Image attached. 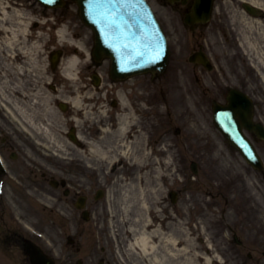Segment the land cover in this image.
<instances>
[{"label": "rangeland", "instance_id": "1", "mask_svg": "<svg viewBox=\"0 0 264 264\" xmlns=\"http://www.w3.org/2000/svg\"><path fill=\"white\" fill-rule=\"evenodd\" d=\"M151 2L158 9L155 0H151ZM240 7V4L234 0H226L223 3L224 11H222L227 17L226 22H229L228 30L225 27L220 28L221 32L217 35L214 28L206 29L204 30V37L200 33L196 37L192 36L180 22L178 23V17L170 8H163L161 15L167 21L169 30L173 32L172 43L175 48V55L168 72L157 80L153 79L150 87L146 85V92L147 94L151 92L152 87L157 88L160 94L159 90L161 91L162 88L167 89L169 81L173 86L172 92L167 93L170 106L164 114L166 116L164 121L159 127L146 125L151 143V162L149 164L152 175L158 173V171L156 172L157 169L161 170L159 179L162 199L159 207L163 206L166 209L162 216H166L165 214L176 216L177 223H179L181 217L184 226H190L191 228L193 226L190 223V217L201 206L203 209L200 208L199 216H197V227H194L199 228L201 236L207 237L222 232L226 237L229 235L230 229L231 231L235 230L245 242L242 248L245 256L242 259L248 261L249 258L246 255L251 253L254 259L252 258L253 261L247 264H264V179L259 172H256L245 162L237 150L224 143L221 133L215 130L212 125L206 104H197L198 100L204 98L201 93L203 86H205V89L207 88L206 85L211 86V75L204 70L199 71L198 74L195 73L192 65L187 62L189 53L197 47L198 43L204 44L209 52L214 53L215 51H221V49L224 50L227 46L229 40L226 39L225 35L228 36V33H233V36L239 38L238 30L241 26L243 27L244 23L241 19L237 20V18H235L236 21H232L230 16L241 11ZM26 12L22 17L24 29L35 19L41 21L38 34L33 38V41L36 42L35 45L38 44L37 47L33 48L29 45L30 40L27 38H31L35 33L27 30L28 28L27 31L22 32V39L27 41L25 43L29 45L23 48L24 57L28 61L25 63L27 66L31 65L29 52H32V50H38L39 52L37 56L38 63L36 61L39 68L37 70L36 66L34 67L37 75H34L36 80H33V82H37L38 87L43 89L51 75L50 72L46 71V68L49 64V51L52 49V42L46 48L45 44L57 36L55 30H53L54 28L49 26L50 23L53 24L54 20L49 19L47 22L46 19L48 18L36 17ZM43 21L47 23L45 24L46 27H42V25L44 26ZM254 36L259 37V33L256 32ZM54 44L57 45L58 42L55 41ZM261 45H264V43L262 42ZM6 50L10 51L6 47L2 49V52L5 53ZM229 52L232 57L237 54L239 56L237 50ZM2 56L3 54L0 56V69H3L1 67ZM231 61L233 65L234 63L237 64L238 68L237 74L230 72L231 84H240V79L245 75L244 64L241 60ZM222 62H225L224 57ZM225 64H229V62L227 61ZM246 66L251 67L248 64ZM227 68L229 69L228 66ZM254 72V78L257 82H251L253 84L251 86L258 84L257 90L259 91L256 98L260 100L261 116L264 122V82L258 71ZM25 73H29L27 77L31 78V70H25ZM10 77H13V75L11 74ZM26 80L25 78L23 80L25 83L27 82L26 88L29 85H34L31 81ZM10 82L13 85L11 79ZM58 92L60 94L61 91ZM195 93H198L197 97H195ZM46 106L48 105H38L41 109ZM51 106L53 107V103ZM48 116L53 117V113H48ZM145 117L148 121L150 113ZM65 126V123H63L56 130L63 135L66 130ZM177 129L181 130L179 134H176ZM259 148L264 157V148L262 146ZM193 160L200 164V175L194 176L192 172L191 163ZM61 162L65 163L64 161ZM76 166L81 167L80 164ZM171 189L180 191L176 205L171 202L169 197ZM204 202H208L210 206H206ZM114 211H116V218H125L121 215L116 204ZM59 222L63 225V232H70V224L62 220H59ZM125 222L124 224L128 226V222ZM214 222L217 224L213 225ZM124 224H121L120 227L115 225L119 227V232H125ZM55 232L61 234L59 230Z\"/></svg>", "mask_w": 264, "mask_h": 264}, {"label": "bare ground", "instance_id": "2", "mask_svg": "<svg viewBox=\"0 0 264 264\" xmlns=\"http://www.w3.org/2000/svg\"><path fill=\"white\" fill-rule=\"evenodd\" d=\"M235 1L242 3L244 0ZM248 1L264 7V0ZM7 15L9 14L6 13V17ZM230 17L232 21H236L235 18H237V20L241 19L244 23L243 27L241 26L238 30V43L244 54L253 58L254 66L264 82V45H261L262 42L264 43V19L252 18L243 10ZM3 18L0 17V27ZM66 30V27H62L58 32V36L62 40L67 37ZM256 32L259 33V37L254 36ZM69 41L72 42V39H69ZM74 44L79 46L77 43ZM7 45L0 35V56L2 49ZM78 63L79 57L77 55H72L62 61L61 66L66 77L75 78L74 72ZM172 86L173 84H170L169 90H172ZM9 88L10 81L3 76L0 70V102L2 105L9 106V112H13L12 114L18 122L25 129L29 128L34 134L45 135L48 148L55 149L56 152L63 154L65 157H69L73 150H78L73 145L64 142L60 138L61 136L49 127L52 126L51 124L49 126L44 125L41 121L45 116L44 114L36 113L33 110L34 107L29 105H27V108L23 106L24 100L21 103L19 99H14V96L9 92ZM17 88L19 89L15 91L16 94L20 91L21 94L19 95L28 96L22 84H18ZM40 94V91H36L28 97L35 99ZM117 97L120 102V109L116 113L117 123L109 124L102 131V135L100 134L98 142L87 140L85 149H81L79 145L77 146L79 147L78 157L90 164V170H102L100 174L102 180L104 179L103 174L112 176L111 171H109L112 165L119 166L114 174V183L118 185L119 190L117 195L112 197V191L115 190V187L113 190L111 189L107 207L111 209L112 202H114L119 207L121 215L126 218L120 220L128 221V230L132 234V241L129 243L130 249L136 247L142 254L150 257L151 261L160 264L211 263L214 260L213 257L200 253L195 238L185 231L182 224L172 234L163 232L158 225L153 227L150 217H159L162 211L159 207L162 199L159 179L161 170L157 169L156 172L158 171V173L152 175L148 167L151 162V153L146 143L147 131L138 116L140 112L147 113L148 106L146 100L140 103V107L134 105L121 91L117 93ZM71 98V102L75 107V124L79 126L90 112L87 107L83 108L82 96L76 95ZM139 98L140 100L144 98L143 93L139 94ZM152 109L156 112L161 111L158 106ZM80 135L84 139L81 133ZM139 145H141V149L138 148ZM93 161L95 162L93 163ZM138 226H141V229ZM154 238L159 241L158 244L153 242ZM161 251H163L162 254ZM201 259L203 262H201ZM171 260L173 261L171 262Z\"/></svg>", "mask_w": 264, "mask_h": 264}, {"label": "flooded vegetation", "instance_id": "3", "mask_svg": "<svg viewBox=\"0 0 264 264\" xmlns=\"http://www.w3.org/2000/svg\"><path fill=\"white\" fill-rule=\"evenodd\" d=\"M18 3V0H13ZM78 0H65V5L60 12L65 15H78L77 8ZM180 4H178L179 6ZM83 29H86L83 41L86 47H93L94 36L92 31L83 24ZM99 72V75L103 77V73L110 76V61L102 60L96 61L93 59V64L89 66L91 71L95 69ZM92 74V72H90ZM147 76H150L147 74ZM122 91L126 96V90L123 88H115L114 90L98 88L92 91L90 95H98L96 98H89L85 102L90 108L92 113H96L92 110L93 107L100 108L104 104H98L102 101L101 96H106L109 92L114 93V97L117 92ZM217 99H223L227 95L228 90L221 88H214ZM107 97V96H106ZM113 99V97L111 96ZM93 104H92V103ZM117 100H113L112 104L116 105ZM95 117V115H92ZM5 129L0 128V180L4 181L3 189L5 192L11 191L18 193L21 198L16 197L13 201L7 200L6 196L2 197L0 200V264H37L38 259H34L29 253L27 245H38L41 246L46 255L55 257V243L51 241L50 235L45 233L46 240L52 245V250H49L45 245L47 242L43 241L37 233L32 232L31 229H38L36 223H34L33 217H29L30 213H24L23 207V194L22 189L30 191L32 188L42 189L46 185L50 184L51 178L54 176L48 170L43 171L40 167L39 160L32 155L31 152H26L29 149L33 151L30 144H23L22 142H14L13 138L3 135ZM97 131L88 130L84 133L85 142L87 140L96 139ZM17 140H22L18 138ZM16 180V181H15ZM62 190L60 187L57 188ZM65 191V190H64ZM71 194V190H69ZM98 201L95 197L88 196V220H83L81 222L83 232L81 237L84 241H81V245L76 242L73 245L78 248V252L83 251L82 262L84 264H119V261L115 257L113 248H110V243L107 239H103V243H97V240H101L102 237L96 233L89 231L87 224L91 222V219L96 216L97 221L92 223L104 222L106 220L105 216H100V212L97 211ZM17 208L20 212H18ZM91 209V210H90ZM26 226V227H25ZM120 248L123 244L119 241L116 244ZM99 248V249H98ZM56 262L59 264H77V259L72 260L71 256L66 254L62 260ZM48 264V263H46Z\"/></svg>", "mask_w": 264, "mask_h": 264}, {"label": "water", "instance_id": "4", "mask_svg": "<svg viewBox=\"0 0 264 264\" xmlns=\"http://www.w3.org/2000/svg\"><path fill=\"white\" fill-rule=\"evenodd\" d=\"M162 57H164V58L162 59ZM162 57L153 63L139 64V65L134 66V67L122 69V71H134V70L137 71V70L148 68V67L151 68L153 71H156V70L162 71L166 66L167 56L162 55ZM246 111H248V109H246L245 107L242 109V111H240V114L242 116L241 119H242V121H244L245 125H247V127L249 129H253L254 127L251 125L250 115H248V112H246ZM235 113H237V112L234 109L230 108L228 117L227 118L221 117L222 122H225V123L230 122L232 124H236V126H237L234 129H231L230 127L226 129V127H225V130L228 134H230V136L233 139H235L236 141L238 139L240 142L243 143V150H244L246 156L251 161H253L256 166L261 167L260 159L257 158V156L255 155L253 147L251 146L249 141L244 138V136L241 132L240 126L236 122V119L234 117ZM258 130L260 133L264 134V129L262 127H260V128L258 127Z\"/></svg>", "mask_w": 264, "mask_h": 264}]
</instances>
